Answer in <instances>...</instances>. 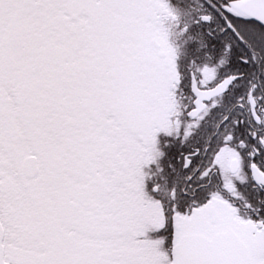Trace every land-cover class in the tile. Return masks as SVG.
Instances as JSON below:
<instances>
[{
    "label": "snow or ice",
    "instance_id": "obj_1",
    "mask_svg": "<svg viewBox=\"0 0 264 264\" xmlns=\"http://www.w3.org/2000/svg\"><path fill=\"white\" fill-rule=\"evenodd\" d=\"M0 264H264V0H0Z\"/></svg>",
    "mask_w": 264,
    "mask_h": 264
}]
</instances>
